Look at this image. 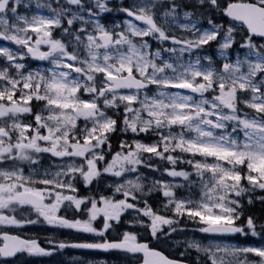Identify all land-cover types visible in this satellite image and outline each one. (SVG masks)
I'll return each instance as SVG.
<instances>
[{
	"label": "snow or ice",
	"instance_id": "obj_1",
	"mask_svg": "<svg viewBox=\"0 0 264 264\" xmlns=\"http://www.w3.org/2000/svg\"><path fill=\"white\" fill-rule=\"evenodd\" d=\"M0 61V264H264V0H0Z\"/></svg>",
	"mask_w": 264,
	"mask_h": 264
},
{
	"label": "rangeland",
	"instance_id": "obj_2",
	"mask_svg": "<svg viewBox=\"0 0 264 264\" xmlns=\"http://www.w3.org/2000/svg\"><path fill=\"white\" fill-rule=\"evenodd\" d=\"M130 2V1H129ZM35 5H32L31 9H24L23 6L20 8V12L22 14H28L31 15L32 12H35ZM177 32L179 33V29L177 28ZM155 44V42H153ZM209 54V52H208ZM211 55V54H209ZM213 55V54H212ZM215 55V53H214ZM2 63V61H0ZM33 67H36L41 64L39 61H30ZM47 163V162H45ZM166 179H171V178H166ZM48 225H43V224H38V225H31L27 227V233L33 234V235H40V236H46V235H53L55 233V230H65V229H58V228H51ZM63 233L69 234L68 231H64ZM240 237V236H239ZM68 238V236H67ZM188 239H194V240H201L194 238L192 236H187L181 240H178L181 242L183 247L185 248V244ZM202 243L207 244L209 241L207 239L201 240ZM224 243H238L241 241H233V240H227L223 241ZM26 261V264H88L89 261L93 262V264H99V262L104 261L106 264H127L128 258L124 256H116V258H111V257H104L100 259H95V258H90L85 256L82 253H71V254H65V255H60V256H50V257H25L24 258ZM57 259V260H56ZM55 260L57 262H55Z\"/></svg>",
	"mask_w": 264,
	"mask_h": 264
},
{
	"label": "trees",
	"instance_id": "obj_3",
	"mask_svg": "<svg viewBox=\"0 0 264 264\" xmlns=\"http://www.w3.org/2000/svg\"><path fill=\"white\" fill-rule=\"evenodd\" d=\"M126 2H129V0H126ZM112 22H115V20H113ZM212 50H214V48L209 49V52H213ZM119 138H121V134L119 132H117L116 135L113 136L112 142L115 144H118ZM185 167H187V166L185 165ZM142 171H144L145 173H148V169H142ZM152 175H159V174H152ZM164 178L166 179L167 177H164ZM155 195H158V194H155ZM262 195H264V193H262ZM244 203L246 205V211L249 214L253 215L254 217H258V216H261L262 214H264L261 212V206L259 205V203H256L255 206H248L247 205V197H245ZM185 226L187 227L188 231L180 232L179 229L185 228ZM194 227L195 226L190 221L181 223L180 225H178V231L171 237L168 244L158 245L157 246L158 249L162 250L164 253H166L170 257H174V258L179 257V252L183 251L184 247L181 243H179V244L174 243L175 241L181 240L187 236H192V237L197 238V239H201V237L203 236V234L193 232L192 229H194ZM109 235L112 236V235H114V233H110ZM237 237L241 239V237H239V236H237ZM237 237H236V239H237ZM251 239L252 238H249V241ZM249 241H246L245 238L242 237L241 242L247 243ZM190 252H191L192 258L195 259V250L194 249L190 250ZM107 255H112L113 257L118 256V255L125 256L124 253H121V254L111 253V254H107ZM185 255L187 256L188 253H186Z\"/></svg>",
	"mask_w": 264,
	"mask_h": 264
},
{
	"label": "flooded vegetation",
	"instance_id": "obj_4",
	"mask_svg": "<svg viewBox=\"0 0 264 264\" xmlns=\"http://www.w3.org/2000/svg\"><path fill=\"white\" fill-rule=\"evenodd\" d=\"M30 237H34V238H36L37 240L40 238L39 236H30ZM56 260H57V259H56ZM56 260H55V262H57Z\"/></svg>",
	"mask_w": 264,
	"mask_h": 264
}]
</instances>
